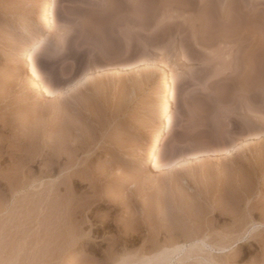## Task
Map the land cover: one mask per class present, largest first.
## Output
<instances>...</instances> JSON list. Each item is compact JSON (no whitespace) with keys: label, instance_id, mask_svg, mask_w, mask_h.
Wrapping results in <instances>:
<instances>
[{"label":"rangeland","instance_id":"obj_1","mask_svg":"<svg viewBox=\"0 0 264 264\" xmlns=\"http://www.w3.org/2000/svg\"><path fill=\"white\" fill-rule=\"evenodd\" d=\"M44 2L0 0V264H170L157 252L189 244L198 188L218 212L240 197L238 222L218 213L213 233L244 239L173 264H264V0H194L161 36L155 0H57L48 33ZM41 37L30 66L49 96L18 69ZM163 74L172 124L154 170Z\"/></svg>","mask_w":264,"mask_h":264},{"label":"bare ground","instance_id":"obj_2","mask_svg":"<svg viewBox=\"0 0 264 264\" xmlns=\"http://www.w3.org/2000/svg\"><path fill=\"white\" fill-rule=\"evenodd\" d=\"M56 1L57 0H45L44 4L42 5V7L40 8L39 12L37 13V22L41 23V25L43 26V28L46 30L47 33L50 32L51 29H52V20H51V18H52V12H53V10L55 8ZM155 1H158L157 2L158 3L157 4L158 6L156 7V9H154L155 11L153 10L154 11V15L156 16V17H154L155 20L153 19L154 20L153 23L156 22L155 23L156 29H154L153 32L151 31L152 32V35H155V36H158V35L161 36L160 34H163L164 33L163 32L164 31L163 29H165V28L162 29L161 28L162 26L160 24L162 23V25H163V22L162 21H165L166 18H167V16H169L168 17V19H169V18H172V16H171L172 14H174V16L177 17L178 15H182L183 13H188L189 14V12L190 13H192V11L194 12V10L192 9V7L194 5V0H155ZM208 1H210V0H208ZM225 10H227V9H225ZM92 11L94 13V10H92ZM92 11H91V13H92ZM95 12H97V11H95ZM91 13L89 15H91ZM99 13H101V12L99 11ZM112 14H113V17H114V13H112ZM93 16H94V18L92 19ZM100 16H102V14L101 15H98V14L95 15V13H94L91 17L90 16L89 17L92 20L95 19V21H93L95 23L96 20L99 21V22L102 20V19L99 18ZM189 16H190V14H189ZM156 18H159L158 21H157ZM94 23H93V25H94ZM128 23H130V22L125 21V24H128ZM97 24H98L97 27L99 28L100 23L97 22ZM97 24H95V25H97ZM117 24L115 26H117ZM151 24L152 23L148 24L147 27H150ZM93 25H91L89 27H91V28L95 27ZM140 25H141V23H140ZM158 25L161 26V27H159ZM97 27H95L94 29L95 30L97 29V31H98V28ZM100 29L102 30L101 27L99 28V31H100ZM150 29H151V27H150ZM80 30H89V29H86V28L83 29V28H81ZM90 31H88V32H90ZM83 32L85 33V31H82L81 33H83ZM165 32H167V31H165ZM78 34H80V32ZM90 34L92 35V33H90ZM82 35H83V37H86L87 36V34H86V36H84V34H81L80 35L81 38H83ZM81 38H79L80 39L79 42L81 43V41H82L83 43H81V44H84L85 43L84 42L85 38H84V40L83 39L81 40ZM87 42H88V40H87ZM95 42H96V39H95ZM45 43H46L45 38L44 37H41L38 40L33 41L29 45L23 46L20 49V51H19V54L21 56V60L18 63V69L21 72V76H22L23 80H25V83L27 84V86L29 88H31V89L40 88V89H42V91L47 96H49V95H52V90H50V88H48V87H46L44 85H41L42 82L39 80L40 78H38V76L35 74L34 70L30 66V64L33 61L34 56H36L39 53L40 47L42 45H44ZM76 44H77V42H76ZM81 44H79V45H81ZM86 45H87V43H86ZM173 85H174V79L170 75L163 74L161 76V86H162V90H163L162 91V96H163L162 99H163V102H162V104L160 106L158 122L150 130V133H149V136H148V139H147L148 146H147V149L145 151V162H144L149 168L151 167L154 170L158 169V162H157V157H156L157 154L156 153H157L158 148H159L160 139H161L162 135L169 133L170 130H171V124H172L171 110H172V102H173V89H172V87H173ZM143 154H144V152H143ZM224 183H225V181H224ZM55 187H57V186H55ZM55 187H54V191H55L54 193H55V196H56V193H57V190H58L57 188L58 187L57 188H55ZM207 187H208V185H207ZM224 187L227 188V184L224 185ZM205 191H206V189H205ZM206 192L208 193L209 190L206 191ZM206 192H204V190H201L199 188H198V190L196 192L194 191V234H190L191 232L189 234H185L187 232L184 231L185 232L184 233L185 235L183 237V239L185 238L184 240H186L185 242L186 243H189V244L188 245L187 244H182L180 246L177 245L176 247H174L170 251H164L163 250V251L157 252L158 256H166V258L168 257V260L170 261V264H173L174 260L176 261V259H178L177 262H179L180 261L179 260L180 259L179 257H182V255L184 256L185 254L187 255V253L189 254V252L192 250V247H194L195 254L198 257H200V258L203 257L204 259H207V258L213 259L215 256L216 257H220L224 253H228L230 251V248L234 244H236L237 242H238V244H241V241L244 239V235H241V234L238 235V236H232V234H233L232 232L235 231V230L233 231V228L232 227H231L232 229H229L230 227L228 229L226 228V230H225V232H224L223 235L218 234L220 236L214 235V233H213V231H214L213 229H215L216 227H218V223L219 222H218V220L215 219V217L217 216L218 213L221 216L230 217L233 220V223L238 222V219L240 218V213H239L240 211L238 209V207L240 205V197H237L236 196V198H233L234 199L233 200L234 203L233 202L232 203L235 204V206L233 205V208H229L228 207V205H229L228 199H229L230 196L225 195L224 196V200H223V204L224 205L222 203H220V204H221V206H223V209H225L226 211L228 209H230V211L228 210L226 212L225 210H222V212H220V211L218 212V206L214 202L216 200H214V198L212 199L210 196H208V194ZM227 197H228V199H227ZM215 198H216V196H215ZM165 203L167 204V202H165ZM223 211H225V212L223 213ZM168 216H170V215H168ZM171 218H172V216H171ZM209 219H211V222L208 223V220ZM136 220H138V217H137ZM139 221H140V219H139ZM249 222H250V228L252 230H255V229L258 228L257 224L253 223L252 220H249ZM55 224L56 223L54 221L53 228H56L57 225H55ZM140 225L142 226V224H140V223L139 224H136V227L138 226V228H139ZM136 227L134 225L133 230ZM235 227H234V229H237ZM208 229H209V231H208ZM215 236L218 237L217 238V241H216V237ZM188 247H190L189 250H188ZM213 252H216V253H213Z\"/></svg>","mask_w":264,"mask_h":264}]
</instances>
